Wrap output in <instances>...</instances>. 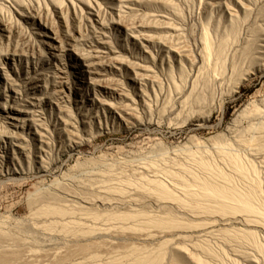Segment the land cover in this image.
Returning a JSON list of instances; mask_svg holds the SVG:
<instances>
[{"label": "rangeland", "instance_id": "rangeland-1", "mask_svg": "<svg viewBox=\"0 0 264 264\" xmlns=\"http://www.w3.org/2000/svg\"><path fill=\"white\" fill-rule=\"evenodd\" d=\"M0 170V235H143L68 264H264V0H0Z\"/></svg>", "mask_w": 264, "mask_h": 264}, {"label": "bare ground", "instance_id": "bare-ground-1", "mask_svg": "<svg viewBox=\"0 0 264 264\" xmlns=\"http://www.w3.org/2000/svg\"><path fill=\"white\" fill-rule=\"evenodd\" d=\"M12 126H14V125H12ZM7 136H10V135H7ZM20 149H22V148L20 147ZM16 159H17L16 157L13 158L11 155H8L6 157V160L8 163H12ZM0 173H1V170H0ZM59 206H57V207L54 206L56 208L47 207V208H43V209L39 210L36 213V215L39 216L41 221L37 222L33 226L34 230L36 229L35 231H37V229H39V230L44 231V234L45 233L47 234V237H46L43 233H41V235L43 234L45 236V238H44L43 235L41 236L39 233V240L41 238L45 239L44 244H43L44 246H42L43 247L42 250L39 247L40 245H38L39 242L37 243L36 246L33 245L34 247H36L33 249L34 250L36 249V251L41 252L40 255L43 258H47V259L52 260L51 257H53V256L50 255V250H51V247L53 246V244L55 243V241H61V244L63 242L64 247H65V243L67 242L66 243L67 247H65L66 250L64 252H62V251L59 252L60 254L55 256V258L53 257L55 260V261H53L54 264H68L69 262H71L70 260H72V258L75 256H78V257L82 256V259L84 257L85 260H87L89 257H91V259H93L95 257V259H97L96 261H98V259L101 260L105 256L110 257V255H112V254L114 255L116 252H117V255L120 252H121V254H123L122 256H121V254H119L120 260H121V257L123 258L124 255L128 254L127 251L129 250V247L123 246L122 243H120V244L117 243L118 244L117 245L114 243V241L118 242L120 240V242H122V241H124V238H126L129 241H131V240H139L140 241L143 238V235L139 236V234H135L133 230H132L133 232H127L126 233L127 229H124V225H123V227L120 226L121 228L118 227V229H120V230H117L116 227L115 228L113 227L112 230L115 233L113 232L114 234L111 237L110 236L108 237L109 241L106 240L107 242L104 243V242L99 241V240H105L107 235H105V238H104V236H102V234H104L105 232H108V231L111 232V229L109 227H107V225H109V224H107V225L105 224L106 226L102 224V222H105L104 217H98L99 214H96V213L92 214V215H87L84 212V210L80 209V211L83 212L82 214L80 213V215H82L85 218H83V217L79 218V217H76L77 215L75 216V213H77V214L79 213L78 212L79 209H77V211L73 212L74 209H73V211H70L72 209L69 208L70 209L69 210V209H67L68 207L67 208L66 207L58 208ZM92 210H95V209H92ZM72 212L74 214H72ZM90 212H93V211H90ZM80 215L78 214V216H80ZM123 215H125V214H122V216H120V217L118 215L117 217L122 219ZM129 215L130 214H127V217ZM134 216H135V214H134ZM134 216L132 217V215H131L129 217L130 220H128V218H127V221H131V218H134ZM124 217L126 220V215ZM103 218H104V220H103ZM116 218H114V219L116 220ZM118 218H117V220H118ZM86 223L91 224V226H89L88 228L84 227L83 225H85ZM119 223H118V225H119ZM122 228L125 231L121 230ZM131 228L132 227H130V229ZM17 231H20V230H17ZM54 231L56 232V234L58 233L57 231H59L60 234L63 233V235H61L62 237L59 234H57V236L59 235V237H56V236L54 237V235H52L55 233ZM88 231H91V233H87ZM11 232L3 233L0 235V264H32V263H34L32 260L33 259L32 257H34L35 254H37V252L33 251L32 246L30 245L34 242V240H32L33 238L32 239L29 238V240H32V242L29 240L26 242V243L31 242L28 244L31 247H28V245L24 244L25 239H24V241H22L24 238V236H23V238L21 237L23 235L22 233L20 234V237H18L19 236L18 234H17L18 236L16 237V234H14L12 236ZM8 233H10V235ZM48 233H51V235H49ZM36 235H38V233ZM90 235H98V237H95L94 239H92V238L89 239V237H92ZM40 236H41V238H40ZM37 238H38V236H37ZM67 238H68V240H67ZM111 238L113 239V241H110ZM144 239H145V236H144ZM26 240H27V237H26ZM96 240H98V241H96ZM68 242H71L72 245L71 244L68 245ZM34 244H36V242H34ZM58 244H59V242H58ZM103 245L105 246V248L102 247ZM37 247H39V249ZM48 247H49V249H46ZM61 247H63V246H61ZM70 247H73L74 250H72V248H71V250H69ZM93 248H95V249L98 248V249H96L97 252H95V254H94L95 249L93 251L92 250ZM99 248L104 249V250H101ZM127 248H128V250H127ZM124 249L127 251H125ZM89 250L91 251L90 253H89ZM98 250H100V251H98ZM101 251H103L102 252L104 254L103 256H102V253L96 254V253L101 252ZM87 253L90 256H88ZM91 253L94 255H92ZM87 256H88V258H86ZM115 256H116V254H115ZM112 257H114V256H111V258ZM111 258H109V259H111ZM116 259L118 260V258H115V259L113 258L111 260H114L115 262L121 264L119 261H116ZM90 260H87V261H89V263H90V262H92ZM111 260H109V262H108V259L106 261L104 259V263H102L103 260H102V262L101 261L100 262L102 264H115V262H111ZM86 262H85V264H86ZM100 262H99V264H100ZM95 263H93V264H95ZM82 264H84V263H82Z\"/></svg>", "mask_w": 264, "mask_h": 264}]
</instances>
